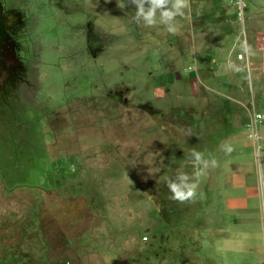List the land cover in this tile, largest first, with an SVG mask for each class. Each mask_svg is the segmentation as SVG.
Wrapping results in <instances>:
<instances>
[{
	"label": "rangeland",
	"instance_id": "rangeland-1",
	"mask_svg": "<svg viewBox=\"0 0 264 264\" xmlns=\"http://www.w3.org/2000/svg\"><path fill=\"white\" fill-rule=\"evenodd\" d=\"M19 3L0 264H264V0H192L175 35L125 0ZM193 148L218 166L178 204Z\"/></svg>",
	"mask_w": 264,
	"mask_h": 264
},
{
	"label": "clouds",
	"instance_id": "clouds-1",
	"mask_svg": "<svg viewBox=\"0 0 264 264\" xmlns=\"http://www.w3.org/2000/svg\"><path fill=\"white\" fill-rule=\"evenodd\" d=\"M127 5L134 7L131 17L134 23L145 28L162 26L172 35L179 31L177 17L188 18L192 11V0H125V3H118L121 9ZM225 150L231 152L233 149L228 146ZM189 166L190 171L186 170ZM217 166L218 161L210 154L206 156L203 151L190 149L185 163L176 168L173 175L164 178L170 193L169 199L178 204H186L203 198V193L199 191L202 178L208 174L209 169Z\"/></svg>",
	"mask_w": 264,
	"mask_h": 264
},
{
	"label": "flooded vegetation",
	"instance_id": "flooded-vegetation-1",
	"mask_svg": "<svg viewBox=\"0 0 264 264\" xmlns=\"http://www.w3.org/2000/svg\"><path fill=\"white\" fill-rule=\"evenodd\" d=\"M19 4V0H0V89L7 94L8 90L11 89L9 85H11L10 82L13 79H26L25 76L23 77L24 72L20 71L21 64H19L18 52L20 49L19 44L22 42L24 30H27L29 19L18 12ZM10 93L12 94V90ZM121 95L120 92H116L110 99L116 102ZM12 96V102L16 103V97L13 94ZM20 97L22 98V95ZM140 108L152 111L149 106H141ZM51 115L55 117L54 113ZM114 263H117L116 259Z\"/></svg>",
	"mask_w": 264,
	"mask_h": 264
},
{
	"label": "built area",
	"instance_id": "built-area-1",
	"mask_svg": "<svg viewBox=\"0 0 264 264\" xmlns=\"http://www.w3.org/2000/svg\"><path fill=\"white\" fill-rule=\"evenodd\" d=\"M255 116H256V119H258V118L260 119L261 118V116H259V115H255Z\"/></svg>",
	"mask_w": 264,
	"mask_h": 264
}]
</instances>
